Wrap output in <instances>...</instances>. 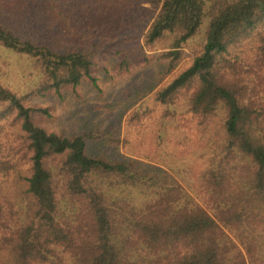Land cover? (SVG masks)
<instances>
[{
	"label": "trees",
	"instance_id": "obj_1",
	"mask_svg": "<svg viewBox=\"0 0 264 264\" xmlns=\"http://www.w3.org/2000/svg\"><path fill=\"white\" fill-rule=\"evenodd\" d=\"M0 48L40 96L98 88L104 58L157 75L131 155L0 81V264H264V0H0Z\"/></svg>",
	"mask_w": 264,
	"mask_h": 264
},
{
	"label": "rangeland",
	"instance_id": "obj_2",
	"mask_svg": "<svg viewBox=\"0 0 264 264\" xmlns=\"http://www.w3.org/2000/svg\"><path fill=\"white\" fill-rule=\"evenodd\" d=\"M184 48L187 55L154 90L167 82L179 69L189 64L192 51L188 47ZM146 49L149 52L156 50ZM162 49L165 47L157 48V50ZM97 62L94 75L98 79V88L86 82L80 86L79 96L67 91L63 92L62 96L53 93L40 96L30 94L28 58L12 50L0 48V81L24 94L28 102L50 107L51 116L44 122L48 130L62 134L92 130L102 137L87 140L91 152L95 153L101 149L106 151L110 150L111 146H115L119 152L131 155L143 136L142 133L137 134L136 130L126 127V117L140 102L151 99L154 90L129 110L126 109L136 91L157 77L155 68L134 69L129 74L120 75L105 58ZM148 142L149 139L145 138L143 148ZM152 155H157V151H153Z\"/></svg>",
	"mask_w": 264,
	"mask_h": 264
}]
</instances>
